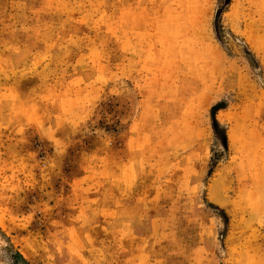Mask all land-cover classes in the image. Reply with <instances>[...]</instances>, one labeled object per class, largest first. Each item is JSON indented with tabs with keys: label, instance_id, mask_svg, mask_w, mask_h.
Masks as SVG:
<instances>
[{
	"label": "rangeland",
	"instance_id": "374dc122",
	"mask_svg": "<svg viewBox=\"0 0 264 264\" xmlns=\"http://www.w3.org/2000/svg\"><path fill=\"white\" fill-rule=\"evenodd\" d=\"M0 264H264V0H0Z\"/></svg>",
	"mask_w": 264,
	"mask_h": 264
}]
</instances>
